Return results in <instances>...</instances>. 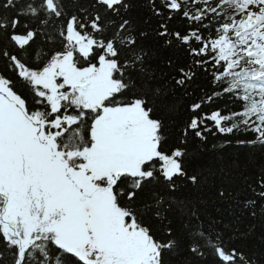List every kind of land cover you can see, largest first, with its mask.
I'll return each instance as SVG.
<instances>
[{
    "label": "snow or ice",
    "instance_id": "1",
    "mask_svg": "<svg viewBox=\"0 0 264 264\" xmlns=\"http://www.w3.org/2000/svg\"><path fill=\"white\" fill-rule=\"evenodd\" d=\"M0 69V264H264V0H0Z\"/></svg>",
    "mask_w": 264,
    "mask_h": 264
},
{
    "label": "trees",
    "instance_id": "2",
    "mask_svg": "<svg viewBox=\"0 0 264 264\" xmlns=\"http://www.w3.org/2000/svg\"><path fill=\"white\" fill-rule=\"evenodd\" d=\"M0 70H2V69H0ZM197 84L200 85V86H203V87H209V85H208V81H207V79L204 78V77H200V78L197 80ZM210 91H211V90H210V87H209V94H210ZM199 96H200V92H199V90L197 89V91H196V98H199ZM218 106L223 107V97L221 98V101L218 103ZM208 110H211V109H208ZM210 139H211V137H210ZM224 155H225L226 161H227V158H228V157H233V158H235V152H234V150L231 149V148H229L228 151H227ZM241 162H243V155H242V154H241ZM235 179H236L237 182H238V177H236ZM217 207H220V205H217ZM210 210L214 211V209H210Z\"/></svg>",
    "mask_w": 264,
    "mask_h": 264
}]
</instances>
